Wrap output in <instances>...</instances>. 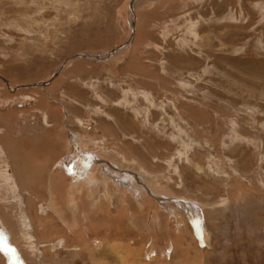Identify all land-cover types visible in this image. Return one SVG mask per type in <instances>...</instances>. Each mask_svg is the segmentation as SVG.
Here are the masks:
<instances>
[{"label":"rangeland","instance_id":"obj_1","mask_svg":"<svg viewBox=\"0 0 264 264\" xmlns=\"http://www.w3.org/2000/svg\"><path fill=\"white\" fill-rule=\"evenodd\" d=\"M0 224V264H264V0H0Z\"/></svg>","mask_w":264,"mask_h":264},{"label":"bare ground","instance_id":"obj_2","mask_svg":"<svg viewBox=\"0 0 264 264\" xmlns=\"http://www.w3.org/2000/svg\"><path fill=\"white\" fill-rule=\"evenodd\" d=\"M136 1V0H135ZM138 1V0H137ZM132 8V13H134V7L133 5L131 6ZM132 16V19H131V32H133L135 30V16L134 14L131 15ZM131 38H132V35L131 33L129 34V39L117 46H115L114 48H112L110 51L104 53L102 56H99V55H96L95 53H87V52H81V53H77V54H74L72 55L71 57H87V58H91V59H95V60H102L103 58H107L109 56H111V54L121 50L123 46H125L126 44H129L130 41H131ZM69 57V58H71ZM68 59H65L61 64L60 66L57 68V70L55 71L56 72H59V70L63 67V65L67 62ZM54 73V74H55ZM57 74V73H56ZM53 76V75H52ZM51 76V77H52ZM1 79L4 81V82H7V80L3 77H1ZM50 78L46 81L47 83L49 82ZM38 84V85H37ZM41 84V85H39ZM42 84H45V82H37V83H32V84H26V85H22L23 87H27V86H42ZM70 159V158H69ZM75 161V159L73 160ZM72 161V162H73ZM74 165V164H71V166ZM70 166V167H71ZM83 167V166H82ZM72 168V167H71ZM62 169V168H61ZM57 170V169H56ZM74 170V169H73ZM72 170V171H73ZM76 172H72L73 173V178L71 177V179L73 180H70V179H66L67 181H65V179L61 182L62 183V186L61 187H58L57 185V181L55 180V182L53 183V180L57 175H54L53 172H52V175L51 173L49 174L50 177V181H51V184L49 183L48 185V188H49V191L50 193L48 194L49 195V203L47 202V204L49 205L48 207H50V209H52L53 211H56L61 217H64V207L66 206L69 213L72 214L71 216H75L77 214V209L76 207L78 208L80 206V203H81V200H82V196L83 194L81 193L80 191V188L82 187H86L84 189L89 191L88 189L90 188V190L92 188H95L97 187V182L95 179L96 176L93 177V173L91 172V170H88L87 167H85L82 171H81V167L80 169L78 168V170H75ZM58 174V173H56ZM71 174V173H70ZM96 174H97V171H96ZM24 176V175H23ZM115 176H117L119 178V176L117 174H115ZM134 177V175H132ZM132 176H129L130 178L133 179ZM19 177V176H18ZM21 178V177H20ZM20 178L18 179V181H20ZM47 178V177H46ZM9 179V178H7ZM57 179V178H56ZM60 179V178H59ZM69 180H70V183H69ZM151 180L153 181V178H151ZM50 181H46V182H50ZM72 181V182H71ZM23 182V181H22ZM154 182V181H153ZM152 183V182H151ZM43 185V184H42ZM123 185V184H122ZM154 185V184H153ZM12 187V186H11ZM15 188V187H14ZM13 188V189H14ZM16 189V188H15ZM57 189H59L60 192L57 191ZM9 190V189H8ZM22 191V190H21ZM33 191V190H32ZM94 192V191H93ZM9 193V192H8ZM21 193V192H20ZM37 194V193H36ZM7 196V195H6ZM104 196V195H103ZM85 197V196H84ZM28 197H26L27 199ZM29 199V198H28ZM144 200V199H143ZM27 201V200H26ZM46 201V200H45ZM65 205V206H64ZM189 205V204H188ZM191 205V204H190ZM32 206V205H31ZM76 206V207H75ZM144 207V204L142 205V208ZM98 208V207H97ZM101 208V207H99ZM97 210V209H96ZM145 210V209H144ZM98 211V210H97ZM103 211V209L101 210ZM100 211V212H101ZM121 211V210H120ZM67 213V212H66ZM34 214V213H33ZM52 214V213H51ZM57 214V215H58ZM55 215V214H54ZM56 216V215H55ZM59 216V217H60ZM114 216V215H113ZM8 217V216H7ZM41 218V217H40ZM68 218V217H67ZM67 218H64V220L66 222L70 221L69 223L72 224V230H74V233L76 234L75 237L77 239V241H79V243L83 246H85V244L87 243V240L86 242H83L84 240H82L83 236H82V232L85 231V230H80V229H77L76 227V223L77 221L75 219H67ZM52 219V218H50ZM63 220V219H62ZM44 222V221H43ZM62 222V221H61ZM192 222H193V225L194 227H196L197 230H199L204 236H205V233L201 230L200 228V219H199V216L197 214V212H195L193 214V217H192ZM104 224V223H103ZM44 226V225H43ZM85 226V225H84ZM116 226H119L118 223H116ZM0 227L1 224H0ZM11 228V227H10ZM49 230V229H48ZM1 233V232H0ZM44 234V233H43ZM7 236V235H6ZM8 239V237H7ZM93 241V240H92ZM6 243H7V246H9L8 244V240H6ZM75 244V243H74ZM120 246V245H118ZM94 250H98V249H94Z\"/></svg>","mask_w":264,"mask_h":264},{"label":"crops","instance_id":"obj_3","mask_svg":"<svg viewBox=\"0 0 264 264\" xmlns=\"http://www.w3.org/2000/svg\"><path fill=\"white\" fill-rule=\"evenodd\" d=\"M49 110H51L52 112H54L52 107H51V108L47 107V110H46V111L48 112ZM43 112H44L43 110L40 111L42 118L44 117V113H43ZM48 116H50L49 112H48V114H47V118H48ZM39 117H40V115H39ZM54 118H55V117L52 116V122H54V120H53ZM43 119H44V118H43ZM55 120H56V118H55ZM54 126H55V125H54ZM35 136H36V135H35ZM35 136H34V137H35ZM32 137H33V136H32ZM29 142H30V145L34 144L35 147H36V149H38V148H37V146H38V145H37V142H38V141H37V137H35V141H34V142H32L30 139H29ZM34 145H33V146H34ZM95 201H96V199L93 200L94 204H95Z\"/></svg>","mask_w":264,"mask_h":264},{"label":"water","instance_id":"obj_4","mask_svg":"<svg viewBox=\"0 0 264 264\" xmlns=\"http://www.w3.org/2000/svg\"><path fill=\"white\" fill-rule=\"evenodd\" d=\"M57 73V72H56ZM56 73L55 74H53V77L56 75ZM45 83H47V82H45ZM38 85V84H37ZM39 85H41V84H39ZM43 85V84H42ZM199 234H200V232L198 231V230H196ZM201 236V235H200Z\"/></svg>","mask_w":264,"mask_h":264}]
</instances>
